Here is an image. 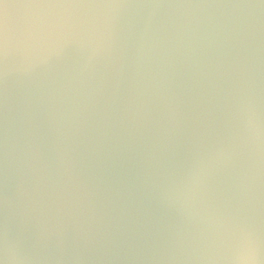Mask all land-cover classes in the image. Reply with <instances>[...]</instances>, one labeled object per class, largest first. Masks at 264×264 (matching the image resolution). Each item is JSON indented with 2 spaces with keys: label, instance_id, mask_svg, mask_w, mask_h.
Masks as SVG:
<instances>
[{
  "label": "water",
  "instance_id": "1",
  "mask_svg": "<svg viewBox=\"0 0 264 264\" xmlns=\"http://www.w3.org/2000/svg\"><path fill=\"white\" fill-rule=\"evenodd\" d=\"M30 2L0 4L8 35L0 51V233L31 264H192L170 257L210 222L219 255L243 233L264 250V174L240 195L243 158L231 154L242 78H251L264 111V3L121 0L130 6L110 10L89 37L66 28L37 40L29 36L34 10L20 7ZM177 27L191 40L162 71L171 107L156 97L150 120L133 122L141 37ZM29 155L66 185L63 201L47 187L42 197L27 195Z\"/></svg>",
  "mask_w": 264,
  "mask_h": 264
},
{
  "label": "clouds",
  "instance_id": "2",
  "mask_svg": "<svg viewBox=\"0 0 264 264\" xmlns=\"http://www.w3.org/2000/svg\"><path fill=\"white\" fill-rule=\"evenodd\" d=\"M264 3V0H261ZM121 0H33L20 7L34 10L29 25V36L40 40L53 30L75 29L85 37L93 35L99 29L102 18L110 10L129 7ZM159 7V5H142ZM7 8V7H6ZM191 36L177 27L171 32L159 30L151 35L141 37L142 60L138 79L132 84V98L129 101V111L133 122L147 123L151 118V105L158 97L165 107L170 108L163 93V84L167 80L162 75L165 65L171 64V57L181 47H190ZM8 47L7 24H3L0 51L5 55ZM236 71H242L237 64ZM241 94V133L237 145L231 149V154L243 158V165L236 176L240 195L250 193L253 183L264 174V111H261L252 90L251 78H242L238 85ZM167 116V112L164 113ZM64 117H62V120ZM70 120L71 117H68ZM135 127V123L133 124ZM147 143V141H146ZM65 153L60 154V162L64 163ZM151 159V153L148 154ZM7 141L4 145V161L7 164ZM32 177V188L27 195L43 196L44 188H49L48 195L63 201L65 186L59 181H53L47 166L41 167V161L29 155L25 164ZM193 167H196L194 163ZM67 172L68 169L66 168ZM69 183L72 181L71 173ZM191 175V173H190ZM59 189V190H57ZM72 193H68L70 197ZM211 215V214H210ZM213 223L205 230H200L179 242L180 255H172L170 259L192 262V264H264V250L254 242L249 233H243L240 243L227 256L219 255L209 243ZM32 257L22 254L15 239L9 236L7 230L0 233V264H31Z\"/></svg>",
  "mask_w": 264,
  "mask_h": 264
},
{
  "label": "snow or ice",
  "instance_id": "3",
  "mask_svg": "<svg viewBox=\"0 0 264 264\" xmlns=\"http://www.w3.org/2000/svg\"><path fill=\"white\" fill-rule=\"evenodd\" d=\"M0 4H3V0H0ZM2 28H3V23L2 20H0V42H2Z\"/></svg>",
  "mask_w": 264,
  "mask_h": 264
}]
</instances>
